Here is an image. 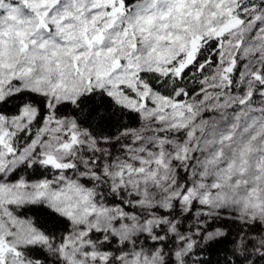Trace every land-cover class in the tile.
I'll return each mask as SVG.
<instances>
[{
    "label": "snow or ice",
    "instance_id": "obj_1",
    "mask_svg": "<svg viewBox=\"0 0 264 264\" xmlns=\"http://www.w3.org/2000/svg\"><path fill=\"white\" fill-rule=\"evenodd\" d=\"M0 264H264V0H0Z\"/></svg>",
    "mask_w": 264,
    "mask_h": 264
}]
</instances>
